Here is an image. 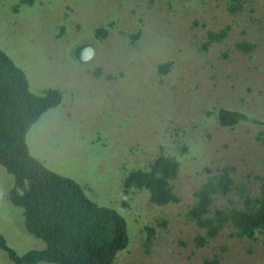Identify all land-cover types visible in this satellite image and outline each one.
<instances>
[{
	"label": "rangeland",
	"instance_id": "374dc122",
	"mask_svg": "<svg viewBox=\"0 0 264 264\" xmlns=\"http://www.w3.org/2000/svg\"><path fill=\"white\" fill-rule=\"evenodd\" d=\"M250 1L228 14L226 0H0V48L33 92L62 93L28 130L30 152L124 217L129 243L112 264H264V234L225 226L199 245L204 230L185 217L209 175L227 169L233 178L215 201L226 207L257 196L264 180V0ZM228 24L209 43L208 30ZM242 40L251 51L237 47ZM81 43L94 47L88 61L74 57ZM222 107L247 119L220 126L212 112ZM160 152L180 162L181 199L164 206L123 184ZM13 182L0 165V234L23 254L44 242L7 198ZM0 264H14L1 249Z\"/></svg>",
	"mask_w": 264,
	"mask_h": 264
},
{
	"label": "trees",
	"instance_id": "16d2710c",
	"mask_svg": "<svg viewBox=\"0 0 264 264\" xmlns=\"http://www.w3.org/2000/svg\"><path fill=\"white\" fill-rule=\"evenodd\" d=\"M248 1L226 0L224 6L228 14H236ZM229 28L228 24L218 31L209 29V43L222 39ZM99 32L105 30L99 27ZM237 47L245 52L252 50L251 43L245 40L238 42ZM169 65L160 64L159 71L165 73ZM61 99L57 88H47L43 94L33 92L25 71L0 48V165L14 176L7 198L22 208L26 230L44 242L41 249L18 254L0 234V249L14 264H112L116 254L129 243L124 217L91 200L72 178L47 167L31 154L26 142L30 127ZM212 115L220 126L232 127L247 119L243 111L225 107ZM260 134L263 138L264 130ZM179 170L177 158L160 152L148 166L131 167L123 184L126 190H144L153 205L177 203L181 198L174 190L173 180ZM233 183L229 171L224 169L209 175L194 191L195 200L185 217L204 230V235L196 238L199 245L207 237L218 235L225 226L233 228L238 237L255 239L264 234V180L259 194H246L239 206L215 205L217 197L227 194Z\"/></svg>",
	"mask_w": 264,
	"mask_h": 264
},
{
	"label": "water",
	"instance_id": "95a60500",
	"mask_svg": "<svg viewBox=\"0 0 264 264\" xmlns=\"http://www.w3.org/2000/svg\"><path fill=\"white\" fill-rule=\"evenodd\" d=\"M94 55V47L90 43H81L74 50V57L78 61H88Z\"/></svg>",
	"mask_w": 264,
	"mask_h": 264
}]
</instances>
